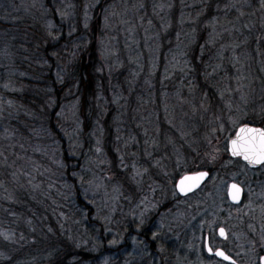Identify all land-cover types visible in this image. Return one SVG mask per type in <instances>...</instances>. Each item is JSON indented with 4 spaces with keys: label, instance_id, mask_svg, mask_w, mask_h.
Segmentation results:
<instances>
[{
    "label": "rangeland",
    "instance_id": "1",
    "mask_svg": "<svg viewBox=\"0 0 264 264\" xmlns=\"http://www.w3.org/2000/svg\"><path fill=\"white\" fill-rule=\"evenodd\" d=\"M201 1L0 0V256L26 233L24 197L42 191L52 232L92 264H229L205 252L206 234L261 264L264 165L226 153L240 124L264 120V0ZM90 60L84 106L75 70ZM201 164L218 173L180 197L177 178Z\"/></svg>",
    "mask_w": 264,
    "mask_h": 264
},
{
    "label": "trees",
    "instance_id": "2",
    "mask_svg": "<svg viewBox=\"0 0 264 264\" xmlns=\"http://www.w3.org/2000/svg\"><path fill=\"white\" fill-rule=\"evenodd\" d=\"M224 1L225 0H202L201 10H205L206 8L211 10L214 5L223 6ZM191 15H193V13ZM75 71H77L78 74L81 75L80 79L84 85V89L82 90V104L85 106L89 103V96L91 95V93L95 92L96 90L94 88V85H92L93 88L90 85L91 80L94 79L95 69L93 68V65L90 60L81 61L80 65ZM26 96H24V98ZM25 101L27 102V97ZM22 119L25 120V122L28 124V127L21 126V130L25 135H27L31 130L32 121L29 117L26 118V116H23ZM262 122L251 124L260 125L264 127V120ZM43 131L44 132L42 136L44 137V139L51 140L48 143L54 141L53 138L51 139L49 137V134L51 136L53 135L54 137L56 136V134H58L56 132V128H53L52 125H47L46 130ZM41 133L42 132L40 130V134ZM55 149L56 146L54 147V150ZM52 205L53 202L50 194H43L42 191H37L35 197L34 193L30 194L29 196L26 195L24 197V204L22 205V209L24 210L25 216V218L23 219L27 221L26 223H28L24 227L26 233L24 234L22 240H20L21 243L19 246L8 245L5 248L4 256H0V264H84L87 262H90V264H92L96 262L94 260L96 256L92 257L91 253L87 252L85 247H77L74 242L75 240H73L72 242H66L63 239H60V236L57 233L52 232L53 230L57 229V226L53 219V215L58 213V210ZM26 215L29 216L26 217ZM37 226L38 228L42 229V232H35V228L38 229ZM90 227L92 232L94 233L95 228L93 226ZM55 234L57 235V237L55 236Z\"/></svg>",
    "mask_w": 264,
    "mask_h": 264
},
{
    "label": "snow or ice",
    "instance_id": "3",
    "mask_svg": "<svg viewBox=\"0 0 264 264\" xmlns=\"http://www.w3.org/2000/svg\"><path fill=\"white\" fill-rule=\"evenodd\" d=\"M231 152L234 156H242L243 159L250 164H264V129L240 128L236 138L231 141ZM205 176H207L206 172L184 176L179 181L180 191H190L193 187L197 186L199 181ZM232 190V198L234 200L238 199L241 189L236 184H233ZM220 234L222 236L225 234L223 229L220 230ZM113 243H115V241H113ZM208 251H213L211 246H209ZM216 255L225 260L232 259L222 250H217ZM261 259L264 260V257ZM232 264H235V261H233Z\"/></svg>",
    "mask_w": 264,
    "mask_h": 264
},
{
    "label": "water",
    "instance_id": "4",
    "mask_svg": "<svg viewBox=\"0 0 264 264\" xmlns=\"http://www.w3.org/2000/svg\"><path fill=\"white\" fill-rule=\"evenodd\" d=\"M242 127H247V128H252V129H264L263 126H260V125H254V124H251V123H243V124H240V125L236 128V130H235V132L233 133L232 137L228 140V152H229V155H230L232 158H240L241 161H242L243 163H245V164L247 165L248 168H250V169H257V168L261 167V166L264 165V164H250L248 161L244 160L242 156H234V155H232V152H231V141H232L233 139L236 138L237 134L239 133L240 128H242ZM199 172H206V173H207V176L203 177V178L199 181L198 185L195 186V187H193L190 191L181 192V191H180V188H179V181H180V179L183 178L184 176H191V175H194V174L199 173ZM208 178H209V172H208V171H204V170H203V171L199 170V171H195V172H188V173H185V174H183L182 176H180V177L178 178L177 182H176V190H177V193H178L180 196H183V197L188 196V195H191V194H193V193L199 191V190L201 189V186H202V185L208 180ZM233 184H236V185L241 189V192H240L239 198L236 199V200H234V199L232 198V191H233V190H232V185H233ZM243 196H244V188L242 187V185H240V184L237 183V182H231V183L229 184V188H228V198H229V201H230L232 204H236V205H238V204H240V203L242 202V200H243ZM221 229H223V230H224V233H225L223 236L220 234V230H221ZM218 234H219V237H220L221 239H225V238L227 237L226 231H225V229H224L223 227H220V228L218 229ZM209 246H210V245H209V241H208V237H207V239H206V250H207L208 253H210V254L213 253V254H214L219 260H222V261L227 262V263H232L233 261H235V264H246V263H239V262H237L233 256L229 255V254H228L224 249H222V248H218V249H216L214 252H213V251H212V252H209V251H208ZM217 250H222V251H224V252H225L228 256H230L232 259H231V260H225V259H223L222 257L216 255V251H217ZM262 257H264V255L261 256V258H262ZM261 258H260V263H261V264H264V260H262Z\"/></svg>",
    "mask_w": 264,
    "mask_h": 264
},
{
    "label": "flooded vegetation",
    "instance_id": "5",
    "mask_svg": "<svg viewBox=\"0 0 264 264\" xmlns=\"http://www.w3.org/2000/svg\"><path fill=\"white\" fill-rule=\"evenodd\" d=\"M230 158H232L230 155H229V152H228V145H227V153H226ZM232 159H239L240 161H241V159L240 158H232ZM170 160V159H169ZM242 162V161H241ZM167 164H168V171L170 172V170H169V168H175L173 165H172V161H171V163L169 164V162L167 161L166 162ZM242 164L243 165H245V166H247L245 163H243L242 162ZM218 167H216V166H208V165H203V164H201V168L200 169H192V170H190V171H187V172H185V173H188V172H195V171H199V170H201V171H208L209 172V178H208V180L201 186V189L200 190H203V188L211 181V179L213 178V176H214V174L215 173H218L217 172V169ZM161 169V168H160ZM250 169V168H249ZM258 169V168H257ZM159 172H161V171H157L156 172V170H155V176H154V178H156V179H154V182H156V181H160L158 178L160 177L161 178V175H158L157 173H159ZM185 173H183V174H185ZM182 174V175H183ZM157 175V176H156ZM182 175H180V176H182ZM179 176V177H180ZM178 177V178H179ZM178 178H177V180H178ZM161 180H164V178H162ZM177 180H176V182H177ZM176 182H175V189H176ZM232 182H235V181H232ZM231 183V182H230ZM229 183V184H230ZM238 183V182H237ZM241 185V184H240ZM243 187V186H242ZM229 188V187H228ZM244 188V187H243ZM199 190V191H200ZM176 192H177V190H176ZM198 192V191H197ZM196 193V192H195ZM178 194V193H177ZM194 194V193H193ZM179 195V194H178ZM180 196V195H179ZM189 196V195H188ZM227 196H228V192H227ZM180 197H183V196H180ZM185 197H187V196H185ZM229 199V198H228ZM218 236H219V234H218ZM207 237H208V241H209V245L212 247V249H213V252L216 250V249H218V248H222V249H224L225 251H226V249L224 248V247H222V246H220V245H214V243L212 242V238L210 237V234H206L205 235V237H204V249H205V252L208 254V255H210V256H214V257H216L213 253L212 254H210V253H208L207 252V250H206V239H207ZM220 238V237H219ZM226 239V238H225ZM222 240H224V239H222ZM229 255H231L228 251H226ZM232 256V255H231ZM217 258V257H216ZM218 259V258H217ZM235 260L237 261V262H239L236 258H235ZM227 263V262H226ZM240 263V262H239ZM229 264H232V263H229Z\"/></svg>",
    "mask_w": 264,
    "mask_h": 264
}]
</instances>
